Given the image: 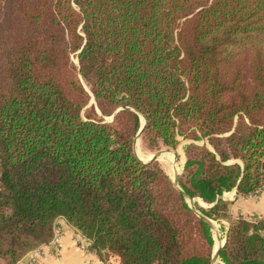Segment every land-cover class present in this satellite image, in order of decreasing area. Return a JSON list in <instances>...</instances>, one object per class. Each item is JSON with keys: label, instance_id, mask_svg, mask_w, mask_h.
I'll return each instance as SVG.
<instances>
[{"label": "trees", "instance_id": "16d2710c", "mask_svg": "<svg viewBox=\"0 0 264 264\" xmlns=\"http://www.w3.org/2000/svg\"><path fill=\"white\" fill-rule=\"evenodd\" d=\"M141 127L151 151L189 141L178 186L220 261L264 264V219L222 198L264 186V0H0V264L58 219L103 262L211 264Z\"/></svg>", "mask_w": 264, "mask_h": 264}, {"label": "crops", "instance_id": "0c3cea01", "mask_svg": "<svg viewBox=\"0 0 264 264\" xmlns=\"http://www.w3.org/2000/svg\"><path fill=\"white\" fill-rule=\"evenodd\" d=\"M185 161V160H184ZM182 167V165H181ZM223 200L230 201L233 218L242 217L248 221L264 219V186L255 194L236 197L235 191L224 193ZM207 206V205H206ZM60 234L50 244L38 247V252L25 254L16 264H115L114 258L103 262L90 247L81 249L79 239L82 237L63 219L56 221Z\"/></svg>", "mask_w": 264, "mask_h": 264}, {"label": "rangeland", "instance_id": "374dc122", "mask_svg": "<svg viewBox=\"0 0 264 264\" xmlns=\"http://www.w3.org/2000/svg\"><path fill=\"white\" fill-rule=\"evenodd\" d=\"M71 62L73 63V65H75V66L77 65V60L73 56L71 57ZM85 88L88 91V88L87 87H85ZM89 95H90V100H89L88 104L86 105V107L82 111L83 116L85 114H88L90 111H94L95 112V102H94V99H93V97H92V95H91L90 92H89ZM96 112L99 113L97 109H96ZM135 141H137L136 144H135L137 146L134 145L135 155L137 154V152L140 153V154H142L143 157H146V156L150 157V156H152L155 153H160V154H165V155L167 154V155H169V156H171L173 158L175 167L178 168V173L182 171V167H181V165H182V156H183V159L185 160L184 147L189 143V141H183L182 139H180L179 145L174 150L167 149V148H161V149L155 150V151H151V150H149L146 147V145L144 144V142L141 139V136L136 137ZM136 147H137V149H136ZM136 157L139 158L138 156H136ZM139 159H141V158H139ZM141 160L144 161V159H141ZM158 162H159L161 168L165 171V173L173 181V179H174L173 166L170 163H168V162H162L160 160H158ZM196 203H198V202H196ZM198 205H199V203H198ZM213 223H215L217 225V235H216V238L218 239V235H221V237H220L221 238V241L220 242H222V238L225 237V232H224V229H223V225L220 224V223H217L215 221H213ZM213 237H214V234H213Z\"/></svg>", "mask_w": 264, "mask_h": 264}, {"label": "water", "instance_id": "95a60500", "mask_svg": "<svg viewBox=\"0 0 264 264\" xmlns=\"http://www.w3.org/2000/svg\"><path fill=\"white\" fill-rule=\"evenodd\" d=\"M142 118V117H141ZM111 119V118H110ZM143 119V124H142V126L144 125V118H142ZM141 131H142V127L140 128V130H139V132L137 133V136L136 137H139L140 136V134H141ZM134 145H135V141H134V144H133V151H134ZM135 153V152H134ZM159 157H160V153H155V154H153L149 159H148V161H143V160H141V159H139V158H137L140 162H142V163H149V162H151V161H157V160H159ZM183 166H184V163L182 164V170H183ZM173 170H175V167L173 168ZM182 172V171H181ZM181 172H179V173H176L175 175H174V179H173V185L182 193V195L184 196V198H185V200H186V202H187V204H188V206H189V208L190 209H192L199 217H200V219L203 221V222H205L209 227H210V229H211V232L213 231V221H211L210 219H208L207 217H205V216H203L202 214H200L196 209H195V207H194V202H199L198 201V199H190V198H188L182 191H181V189L179 188V186H178V177L181 175ZM202 208H207V206L206 205H200ZM221 235H218V240L219 241H221ZM212 238H213V243H214V237H213V234H212ZM224 239V242H225V237L223 238ZM224 244V243H223ZM223 244L219 247V248H217V250H216V253H215V255L213 256V254H212V256H211V264H213L216 260H218L219 259V251H220V249H221V247L223 246Z\"/></svg>", "mask_w": 264, "mask_h": 264}, {"label": "bare ground", "instance_id": "6f19581e", "mask_svg": "<svg viewBox=\"0 0 264 264\" xmlns=\"http://www.w3.org/2000/svg\"><path fill=\"white\" fill-rule=\"evenodd\" d=\"M142 121H143V119H142ZM136 142L137 141H135V144H136ZM135 146H137V145H135ZM136 149H137V147H136ZM136 156H138L141 159H144V161H148V159L151 157V156L150 157H148V156L143 157V155L140 154V153H138V152H137ZM159 160L162 161V162H168V163H170L173 166V168L175 167L173 158L171 156L167 155V154L166 155L165 154H160ZM183 163H184V159H183V156H182V164ZM176 173H178V168L177 167H175L174 175ZM200 205H203V204H200ZM212 233L214 234V245H213V249H212V254L214 256L215 253H216L217 248H219L224 243V239L222 238V242H220L216 238V235H217V225L215 223H213V231H212ZM213 264H223V263L220 261V259H218Z\"/></svg>", "mask_w": 264, "mask_h": 264}, {"label": "built area", "instance_id": "2783aa9c", "mask_svg": "<svg viewBox=\"0 0 264 264\" xmlns=\"http://www.w3.org/2000/svg\"><path fill=\"white\" fill-rule=\"evenodd\" d=\"M59 234H60V228H59V226H55L54 227V238L53 239H55ZM78 241H79V247L81 249L84 250V249L87 248V246L90 247V242L87 239H85L84 237H81ZM52 242H53V240L51 242H49L48 244H50ZM33 251L38 252V249H35ZM33 262H34L33 264H36V261L34 259H33Z\"/></svg>", "mask_w": 264, "mask_h": 264}]
</instances>
